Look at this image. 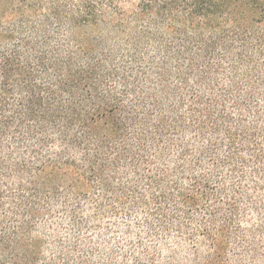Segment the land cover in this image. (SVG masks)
Instances as JSON below:
<instances>
[{"label":"trees","instance_id":"1","mask_svg":"<svg viewBox=\"0 0 264 264\" xmlns=\"http://www.w3.org/2000/svg\"><path fill=\"white\" fill-rule=\"evenodd\" d=\"M132 212L264 264V0H0V264Z\"/></svg>","mask_w":264,"mask_h":264},{"label":"rangeland","instance_id":"2","mask_svg":"<svg viewBox=\"0 0 264 264\" xmlns=\"http://www.w3.org/2000/svg\"><path fill=\"white\" fill-rule=\"evenodd\" d=\"M247 185L250 186L249 183ZM89 214L97 216L98 213L91 211ZM144 215L142 212H132L116 219L104 216L79 233L71 230L66 219H57L53 228L60 237L66 238L68 248L61 252L55 242L52 251L46 253L47 264L203 263L209 251L206 246L185 244L173 234L164 241L152 239L146 231ZM258 223L259 218L247 209L243 226L254 229ZM196 249L199 252L197 257ZM234 259L233 253H230L228 263L234 264Z\"/></svg>","mask_w":264,"mask_h":264}]
</instances>
